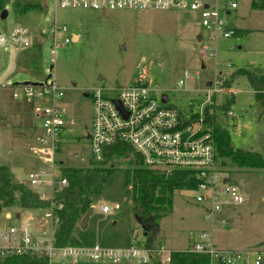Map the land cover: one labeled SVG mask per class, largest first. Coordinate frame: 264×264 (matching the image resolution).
I'll return each mask as SVG.
<instances>
[{"label":"rangeland","instance_id":"rangeland-1","mask_svg":"<svg viewBox=\"0 0 264 264\" xmlns=\"http://www.w3.org/2000/svg\"><path fill=\"white\" fill-rule=\"evenodd\" d=\"M229 2H236L238 8L225 10ZM218 3L224 28L236 32L229 38L203 27L199 14L191 11L56 9L48 0L46 13L36 12L20 21L10 7L6 8L9 16L2 20L0 10V34L9 36L13 28L23 25L30 29L35 42L43 43L39 74L29 67L26 51L17 53L7 44L0 49V83L8 86L0 88V165L8 166L18 180H25L39 165L32 148L42 131L41 121L25 98H13V86L44 81L49 76L64 92L61 103L66 117L74 122L57 154L65 168L89 164L93 149L88 139L93 122V89L102 87L104 95L114 97L112 89L130 87L136 79L145 80L153 91L167 94L169 105L183 112L191 106L194 112L201 110L212 101L221 104L233 96L229 129L234 147L264 155V113L260 114L254 104L247 78L230 79L238 69L264 68V10L252 9V0ZM53 24L67 25L69 30L68 34L56 35L60 46L54 62V39L50 35ZM74 35L78 36L77 41ZM66 37L71 38L70 44H64ZM180 80L185 81L181 89ZM214 86L221 92L211 95L208 92ZM217 167L246 202L224 207L215 212L211 221L196 203L197 193L179 191L173 198L171 212L158 222L155 250L148 251L144 226L133 211L131 189L125 181L128 166L116 165L115 172L106 176L102 192L92 197L93 213L85 227L79 224L72 231L68 247H98L104 252L134 248L138 256L117 263L104 256L99 260L57 256L52 264H154L155 260L167 263L171 250L190 249L204 231L212 232L218 251L252 252L264 259V171L220 164ZM104 206L110 208L109 213L102 211ZM16 212L21 210H1L0 231L20 223L6 217ZM33 214L43 217L40 211ZM38 236L31 232L33 243H37Z\"/></svg>","mask_w":264,"mask_h":264},{"label":"built area","instance_id":"built-area-1","mask_svg":"<svg viewBox=\"0 0 264 264\" xmlns=\"http://www.w3.org/2000/svg\"><path fill=\"white\" fill-rule=\"evenodd\" d=\"M50 3H53L56 9L191 11L199 14L203 27L213 29L216 34L225 38L235 35L234 30L224 28L225 22L220 18L218 0H49ZM237 8L236 2H229L224 7L225 10ZM52 27L50 35L54 41L51 60L54 62L56 50L60 46L56 42V35L59 32L68 34L69 30L67 25L53 24ZM33 42L34 36L30 29L23 25L13 28L9 36L0 34V49L7 44L17 53L24 52ZM70 43L71 38L66 37L64 44ZM189 78L187 75L185 79ZM184 85L185 81L180 80V89ZM6 87L8 86L5 82L0 83V88ZM13 87V98H25L33 106L35 117L41 121L42 126V131L36 138L37 144L32 148L39 165L28 173L25 180L17 181L36 193L47 206L21 209V212H16L14 216H6L20 223L0 231V264H5L9 258L32 251L46 257L48 264H52L57 256H87L93 260L104 256L112 259L114 263L122 259L129 261L138 256V251L134 248L126 252H104L98 247L91 250L56 247V232L61 224V212L64 208L63 203L58 201L57 194L68 186L67 179L62 175L57 154L69 127H72L74 122L66 117L61 103L64 92L51 77L36 83H19ZM93 90V122L92 130L88 134L93 148L90 159L101 161L105 148L123 143L131 146L144 165L150 169L164 174L175 171L194 173L198 184L194 190L188 191L197 193L195 201L205 209L211 221L215 212L224 207L246 202V198L230 181L224 183L229 179L224 178V174L218 171L213 136L205 127L202 118L192 119L191 115L188 118L183 117L178 108L169 105V100L163 103V94L150 89L143 79H136L130 87L112 89V92L115 91L114 97L104 95L102 92H105V89L102 87ZM219 92L221 91L214 86L208 93L212 95ZM116 102H119V105ZM202 109L193 111L192 114L202 115ZM219 184L220 188L217 186ZM36 211L42 212L43 217L35 216L33 212ZM102 211L109 213L110 208L104 206ZM31 232L39 235L37 243H33ZM199 238L200 241L190 244V250L209 255L210 264H264L262 256L252 252L218 251L212 232L204 231L200 233ZM166 260L169 262V256Z\"/></svg>","mask_w":264,"mask_h":264},{"label":"trees","instance_id":"trees-1","mask_svg":"<svg viewBox=\"0 0 264 264\" xmlns=\"http://www.w3.org/2000/svg\"><path fill=\"white\" fill-rule=\"evenodd\" d=\"M48 0H0V10L10 7L15 17L20 21L36 13H46ZM254 10H264V0H252ZM29 67L41 70L43 43L33 42L26 51ZM245 76L254 95V104L264 113V68L252 67L238 69L231 76ZM235 101L227 97L221 104L211 103L203 108V114L193 115V107L179 109L182 116H192V119L202 118L204 125L213 136L216 147L217 165L233 166L237 169L264 171V155L234 147L230 132L229 115ZM174 107V106H173ZM92 160V161H91ZM125 164V181L131 189L133 211L143 223L145 231V248L155 250L154 236L158 222L169 214L173 207L175 194L183 190H194L198 179L189 171H175L171 174L160 173L146 167L140 156L127 144L118 143L103 150V159H90L86 167H66L59 161L62 175L67 179L68 186L57 194V199L64 208L61 212V224L56 232V247L68 246L69 238L74 228L91 208L92 197L102 192L106 176L115 172V166ZM0 206L2 209H32L44 208L47 203L39 196L20 184L15 175L6 165H0ZM169 262L155 260L154 264H210L209 255L186 250L169 252ZM48 264V259L36 252L14 256L5 264Z\"/></svg>","mask_w":264,"mask_h":264},{"label":"water","instance_id":"water-1","mask_svg":"<svg viewBox=\"0 0 264 264\" xmlns=\"http://www.w3.org/2000/svg\"><path fill=\"white\" fill-rule=\"evenodd\" d=\"M1 13H2V14H1V18H2V20H5V19L9 16V11H8L7 9L1 11ZM49 77H51V76H49ZM210 85H211V83H208L207 86H210ZM168 100H169L168 95H167V94H163V95H162V102H163V103H167ZM116 103H117V105H119V102H116ZM228 181H229V180H225L224 183H227ZM1 210H2V207L0 206V212H1ZM92 213H93V210H92V208H90V209L87 211V213L84 215V217L82 218V220H81V222H80V226H81L82 228L85 227L86 222H87V220L89 219V217L92 215Z\"/></svg>","mask_w":264,"mask_h":264},{"label":"crops","instance_id":"crops-1","mask_svg":"<svg viewBox=\"0 0 264 264\" xmlns=\"http://www.w3.org/2000/svg\"><path fill=\"white\" fill-rule=\"evenodd\" d=\"M236 33V32H235ZM74 40L77 41L78 40V36L74 35ZM202 40V37L201 36H198V41H201ZM100 80L102 81L103 78H100ZM172 251V250H171Z\"/></svg>","mask_w":264,"mask_h":264}]
</instances>
